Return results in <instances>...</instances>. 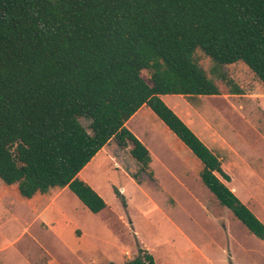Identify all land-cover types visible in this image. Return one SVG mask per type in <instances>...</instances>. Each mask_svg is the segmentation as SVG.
I'll return each instance as SVG.
<instances>
[{
	"label": "trees",
	"instance_id": "obj_1",
	"mask_svg": "<svg viewBox=\"0 0 264 264\" xmlns=\"http://www.w3.org/2000/svg\"><path fill=\"white\" fill-rule=\"evenodd\" d=\"M196 50L219 67L244 64L264 86V0H0V180L24 199L67 187L99 213L105 202L78 174L109 142L130 147L153 177L149 151L125 127L146 106L264 244V224L219 179L230 181L218 158L160 98L219 95ZM137 253L123 264H152Z\"/></svg>",
	"mask_w": 264,
	"mask_h": 264
},
{
	"label": "rangeland",
	"instance_id": "obj_2",
	"mask_svg": "<svg viewBox=\"0 0 264 264\" xmlns=\"http://www.w3.org/2000/svg\"><path fill=\"white\" fill-rule=\"evenodd\" d=\"M194 59L219 95H167L162 101L211 148L230 181L219 179L227 188L233 183L230 190L264 224V86L240 62L219 67L200 50ZM219 74L242 94H231ZM142 76L147 80L149 72ZM80 122L87 127V120ZM133 124L141 138L146 136L157 180L140 172L130 147L111 141L105 149L109 156L101 154L90 166L107 208L92 214L69 191L57 201L96 250H67L38 222L26 228L25 212L15 209L11 227L0 229V248L7 246L0 249V264H123L136 258L138 249L152 264H264V244L199 185V160L147 107ZM35 198L41 203L45 197Z\"/></svg>",
	"mask_w": 264,
	"mask_h": 264
},
{
	"label": "crops",
	"instance_id": "obj_3",
	"mask_svg": "<svg viewBox=\"0 0 264 264\" xmlns=\"http://www.w3.org/2000/svg\"><path fill=\"white\" fill-rule=\"evenodd\" d=\"M229 66H231V65H229ZM163 97L164 96H161L160 98L162 99ZM143 107H146V106H143ZM143 107H141L125 123V127L149 151L150 157H151V162L149 164V168L152 171L151 165L154 161V158H153V155L151 153V150L147 146V142L145 140H143V139H145L146 136H145V134H143L142 138H141V135L138 133L136 126H134V124H133V120L138 116V114L140 113V111ZM182 121L184 122L183 119H182ZM108 144L106 146H104L78 174V178L81 181H83L84 183H86L101 198H102V188L99 185V183L95 180V178L93 177V173L90 172V170H91L90 166L96 160V158L99 157L101 154H104L105 156H109L108 152H106V150H105L106 147L108 146ZM209 150H211V148ZM152 173H153V171H152ZM198 175H199V173H198ZM154 177L155 176L153 173V178ZM154 179L157 180L156 177ZM195 179H196L195 181H199L197 176H195ZM199 179H200V177H199ZM0 182L2 183V184H0V229L2 231L8 230L11 227L12 221H10V219L14 221L15 216H16L15 213H17V212H15V209L16 210L21 209L25 212L26 217L29 219V223L26 225V228L32 227L35 223L38 222L39 225L43 226L44 229L51 232L53 234L54 239L58 243L62 244L67 250H71V251H74L77 253H79L80 250H82L83 252H85V250H88L86 252L87 254L93 253L94 250H96L94 245L90 241L87 240V236L80 230V228L77 225H75L67 217V215L64 213L63 209L57 204L58 199L63 195V193L69 191L67 193L75 201V203L80 208L85 209L86 211L90 212L67 187H65L63 189L56 188V191H54V192H52V190H49L45 194H36L31 199H24L19 195L16 184L5 185L1 180H0ZM134 182H135V180H134ZM232 184L233 183L229 184V186H228L229 189L231 188L230 186ZM199 185H201V187L205 186L202 183L201 179L199 181ZM206 190L209 191L207 188H206ZM37 195H41V196L45 197L43 200H41L42 201L41 203L38 202V200H36L35 197ZM237 198L239 199V197H237ZM244 205L252 212V210L249 208L248 205H246V204H244ZM106 208H107V205H106L105 209ZM105 209H103L102 211H104ZM102 211H100L99 213H101ZM99 213H97V214H99ZM85 241H87L88 243L85 244L84 243ZM5 248H7V246L1 247L0 249H5ZM112 263H114V262H112Z\"/></svg>",
	"mask_w": 264,
	"mask_h": 264
},
{
	"label": "bare ground",
	"instance_id": "obj_4",
	"mask_svg": "<svg viewBox=\"0 0 264 264\" xmlns=\"http://www.w3.org/2000/svg\"><path fill=\"white\" fill-rule=\"evenodd\" d=\"M231 190H234L235 191V189L233 188V189H231Z\"/></svg>",
	"mask_w": 264,
	"mask_h": 264
}]
</instances>
